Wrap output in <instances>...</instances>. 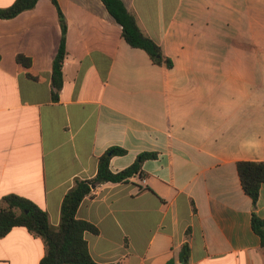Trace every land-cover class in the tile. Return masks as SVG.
<instances>
[{"label": "crops", "instance_id": "1", "mask_svg": "<svg viewBox=\"0 0 264 264\" xmlns=\"http://www.w3.org/2000/svg\"><path fill=\"white\" fill-rule=\"evenodd\" d=\"M120 1L172 67L131 48L101 0H57L67 31L56 98L54 4L0 19V200L25 198L56 228L64 195L95 177L108 149L125 150L114 173L155 153L143 176L100 184L80 203L76 219L97 229L84 234L92 260L181 264L187 243L188 264H264L251 228L253 212L264 219V185L253 209L236 172L264 162V0ZM44 254L23 227L0 238V264Z\"/></svg>", "mask_w": 264, "mask_h": 264}, {"label": "trees", "instance_id": "2", "mask_svg": "<svg viewBox=\"0 0 264 264\" xmlns=\"http://www.w3.org/2000/svg\"><path fill=\"white\" fill-rule=\"evenodd\" d=\"M57 9L60 24V43L52 62L51 86L53 97L56 98L62 88V65L66 55L67 24L57 0H50ZM38 0H15L9 7L0 9V19H12L18 14L31 10ZM110 17L121 27L124 41L131 47L143 50L150 60L158 65L171 68V61L166 58L160 46L146 36L139 29L135 17L125 8L120 0H101ZM16 62L27 67L29 59L16 56ZM125 150L119 147L108 149L98 158L97 171L90 180L75 179L71 188L64 195L60 206V220L56 228L52 227L46 212L41 210L31 201L16 195H7L0 200V238L4 237L11 229L23 227L29 233L42 239L45 254L39 264H98L90 257L84 234L97 233L92 224L76 219V211L80 203L91 195V185L97 186L104 183H126L130 178L142 175V164L146 160L156 158L155 153H141L127 168L112 172L109 168L110 160L114 156H123ZM236 172L241 188L251 200L255 209L260 187L264 185V162H238ZM251 228L260 240L264 249V219L259 218L254 212L251 216ZM181 264H188L189 247L183 243L180 255ZM167 264H174L169 261Z\"/></svg>", "mask_w": 264, "mask_h": 264}, {"label": "water", "instance_id": "3", "mask_svg": "<svg viewBox=\"0 0 264 264\" xmlns=\"http://www.w3.org/2000/svg\"><path fill=\"white\" fill-rule=\"evenodd\" d=\"M90 187L91 189H95L97 187V183L92 184Z\"/></svg>", "mask_w": 264, "mask_h": 264}, {"label": "clouds", "instance_id": "4", "mask_svg": "<svg viewBox=\"0 0 264 264\" xmlns=\"http://www.w3.org/2000/svg\"><path fill=\"white\" fill-rule=\"evenodd\" d=\"M39 243V242H38ZM0 259H3V256H0ZM13 264H16V261H13Z\"/></svg>", "mask_w": 264, "mask_h": 264}]
</instances>
